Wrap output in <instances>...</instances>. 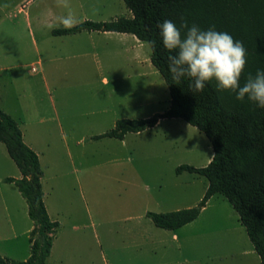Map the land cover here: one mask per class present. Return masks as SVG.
I'll return each mask as SVG.
<instances>
[{"label":"rangeland","instance_id":"obj_1","mask_svg":"<svg viewBox=\"0 0 264 264\" xmlns=\"http://www.w3.org/2000/svg\"><path fill=\"white\" fill-rule=\"evenodd\" d=\"M69 11L73 26L132 15L124 0H0V107L40 153L46 200L59 221L50 264H261L239 213L220 193L176 230L147 216L200 201L207 178L176 168L207 165L213 147L177 117L124 139L94 138L118 119L166 111L171 96L148 43L140 52L120 32L54 34ZM92 44L100 62L65 57ZM0 147L8 158L0 159V255L20 261L33 222L17 186L3 180L18 169Z\"/></svg>","mask_w":264,"mask_h":264},{"label":"trees","instance_id":"obj_2","mask_svg":"<svg viewBox=\"0 0 264 264\" xmlns=\"http://www.w3.org/2000/svg\"><path fill=\"white\" fill-rule=\"evenodd\" d=\"M131 16L106 21L84 20L72 27L53 30L56 35L83 30L131 33L151 47L150 59L165 79L170 91V106L148 118H121L113 128L95 138L123 139L127 133L153 128L162 118H183L209 138L213 156L202 167L181 164L179 174L189 171L203 175L208 185L203 197L192 207L167 212H147L160 228L176 230L194 221L209 199L222 194L239 213L240 221L264 264V108L246 98L235 99L228 90H217L215 81L207 82L200 92L188 89L187 79H172L166 63L156 24L163 19L214 26L239 39L246 49V63L240 83L248 72L264 67V0H124ZM0 141L20 170L21 177H6L25 198L28 215L34 223L30 232V255L25 260L0 255V264H50L53 240L59 222L52 220L44 201L43 170L38 153L23 138L12 115L0 107Z\"/></svg>","mask_w":264,"mask_h":264},{"label":"clouds","instance_id":"obj_3","mask_svg":"<svg viewBox=\"0 0 264 264\" xmlns=\"http://www.w3.org/2000/svg\"><path fill=\"white\" fill-rule=\"evenodd\" d=\"M59 21L64 27H72L75 22L71 11ZM156 27L174 81L187 79L191 92H200L207 82L215 81L217 90H228L236 100L246 98L258 108H264V67L248 72L240 83L246 49L239 39L214 26L202 28L183 20L177 26L174 21L163 19Z\"/></svg>","mask_w":264,"mask_h":264},{"label":"crops","instance_id":"obj_4","mask_svg":"<svg viewBox=\"0 0 264 264\" xmlns=\"http://www.w3.org/2000/svg\"><path fill=\"white\" fill-rule=\"evenodd\" d=\"M84 31V30H83ZM88 31V30H87ZM81 32V31H80ZM80 32H77V33H80ZM94 33V32H101V31H95V30H92V31H90V33ZM102 32H104V33H110V32H114V31H102ZM115 32H117V31H115ZM77 33H72V34H63V35H76ZM124 37H127L128 35H131V36H128V37H130L132 40H133V42L136 44V47L137 48H139V50H140V52H141V49H142V47H143V41H141V40H139L135 35H133V34H131V33H124V32H120ZM104 53L106 54V55H108L109 57H110V54H111V50L110 49H106L105 51H104ZM141 53H139V54H137V55H140ZM89 55H91L92 57H93V59L95 60H97V61H99L100 62V59H99V52L98 51H96L95 49H94V47H93V44H92V47H90V48H88V49H85V50H81V51H77V52H73V53H70V54H66L65 55V57L67 58H78V57H85V58H83V60L84 61H87V56H89ZM142 55V54H141ZM136 60H139V62L140 63H144V62H147V57L145 56V60L143 61V59L141 58V56L140 57H138V56H136ZM39 64H40V62H38ZM103 80H105L106 82H107V80L105 79V78H103ZM5 111V110H4ZM10 114V113H9ZM11 115V114H10ZM126 136V135H125ZM23 138H24V135H23ZM95 138V137H94ZM109 138H112V137H109ZM125 138V137H124ZM123 138V139H124ZM24 141H25V139H24ZM1 142V141H0ZM26 142V141H25ZM3 143V142H2ZM27 143V142H26ZM28 144V143H27ZM32 149H34L37 153H38V155H39V159H40V163H41V158H40V153L32 146V145H30V144H28ZM7 150V149H6ZM7 153H8V151H7ZM7 155H9V153L7 154ZM8 157H10V155L8 156ZM0 159H6V161H7V156L5 155V152L3 151V148H1L0 147ZM11 160L13 161V163H14V165L17 167V165H16V163L14 162V160L11 158ZM9 161V160H8ZM10 163V162H9ZM11 165V164H10ZM16 168H14L13 166L12 167H10V170H12V173H10V175H3L4 177H3V180H5V178L6 177H16V178H19V177H21V173H20V170H19V168L17 167V169L18 170H15ZM7 183H10V182H7ZM12 184H14V183H12ZM42 185H43V183H42ZM43 191H44V201H45V204H46V208H47V211H48V213H49V216H50V218L52 219V220H56L57 218H55V216L54 215H52V213H51V211H50V208H49V206H48V203H47V200H46V191H45V188H44V186H43ZM58 221V220H57ZM33 222V221H32ZM59 222V221H58ZM33 227H34V223H32L31 225H29L28 226V228L26 229V234H27V238H28V245H29V253H28V255L26 256V257H24V260L25 259H27L28 257H29V255H30V249H31V243H30V241H29V236H30V232H31V230L33 229ZM74 229H78V227L77 226H74L73 227ZM56 234V233H55ZM175 236V235H174ZM56 240H57V237H56V235H55V237H54V240H53V245H52V249H51V253H50V256H49V258L50 257H52L53 256V254H54V250H55V247H56Z\"/></svg>","mask_w":264,"mask_h":264},{"label":"built area","instance_id":"obj_5","mask_svg":"<svg viewBox=\"0 0 264 264\" xmlns=\"http://www.w3.org/2000/svg\"><path fill=\"white\" fill-rule=\"evenodd\" d=\"M32 71H36V68L35 67H32Z\"/></svg>","mask_w":264,"mask_h":264}]
</instances>
